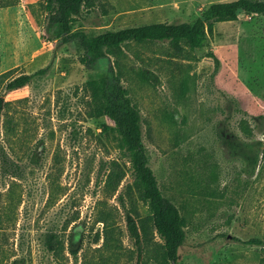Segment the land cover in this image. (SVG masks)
I'll return each instance as SVG.
<instances>
[{
    "label": "rangeland",
    "instance_id": "1",
    "mask_svg": "<svg viewBox=\"0 0 264 264\" xmlns=\"http://www.w3.org/2000/svg\"><path fill=\"white\" fill-rule=\"evenodd\" d=\"M229 1L89 0L72 29L194 21ZM54 37L42 0H0V264H172L115 124L96 114L87 86L111 65L140 109L159 186L185 220L177 264H261L264 244L244 241H264V152L254 175L243 152L264 139V15L216 22L200 48L132 41L93 66Z\"/></svg>",
    "mask_w": 264,
    "mask_h": 264
},
{
    "label": "trees",
    "instance_id": "2",
    "mask_svg": "<svg viewBox=\"0 0 264 264\" xmlns=\"http://www.w3.org/2000/svg\"><path fill=\"white\" fill-rule=\"evenodd\" d=\"M49 12V23L54 27V38H61L65 43L74 42L80 50L81 62L93 66L101 59L115 55L118 49L132 41L146 42L168 40L177 50L185 46L191 49L203 47L207 36L213 32L216 22L238 19L239 15H264V0H235L217 2L207 6L194 21L154 22L120 29H109L90 35L84 30L73 31L72 23L89 0H42ZM210 56H215L213 53ZM47 67L34 73H23L7 86L16 89L26 85L36 75L45 73ZM94 101L97 115H106L115 124L119 135L120 147L132 163L135 180L134 187L141 199L148 204L152 222L164 239V256L172 264L178 262L179 249L186 240L185 220L179 207L159 186L154 170L150 166V157L143 138L142 115L132 101L127 88L122 84L121 76L114 66L100 77L87 84ZM3 98H0V111ZM106 129L110 127L105 126ZM257 146L245 150V172L254 175L259 164L261 152H264V139L258 140ZM128 228L131 235L140 244L141 232L132 212H128ZM241 241V238L235 237ZM245 243L264 244L260 238H250ZM56 245L51 243L50 248ZM139 264V263H137ZM264 264V258L261 261Z\"/></svg>",
    "mask_w": 264,
    "mask_h": 264
},
{
    "label": "water",
    "instance_id": "3",
    "mask_svg": "<svg viewBox=\"0 0 264 264\" xmlns=\"http://www.w3.org/2000/svg\"><path fill=\"white\" fill-rule=\"evenodd\" d=\"M174 264H176V263H174Z\"/></svg>",
    "mask_w": 264,
    "mask_h": 264
}]
</instances>
